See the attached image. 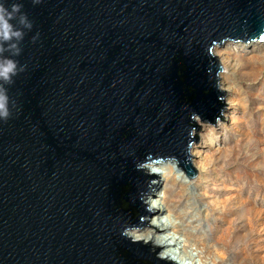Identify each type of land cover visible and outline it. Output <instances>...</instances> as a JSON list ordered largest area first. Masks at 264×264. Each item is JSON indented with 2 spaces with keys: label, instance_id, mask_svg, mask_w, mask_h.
<instances>
[{
  "label": "water",
  "instance_id": "water-1",
  "mask_svg": "<svg viewBox=\"0 0 264 264\" xmlns=\"http://www.w3.org/2000/svg\"><path fill=\"white\" fill-rule=\"evenodd\" d=\"M24 3L19 111L0 123V264H172L120 232L152 227L146 163L195 176L197 118L216 126L227 105L214 49L263 40L264 0Z\"/></svg>",
  "mask_w": 264,
  "mask_h": 264
},
{
  "label": "rangeland",
  "instance_id": "rangeland-1",
  "mask_svg": "<svg viewBox=\"0 0 264 264\" xmlns=\"http://www.w3.org/2000/svg\"><path fill=\"white\" fill-rule=\"evenodd\" d=\"M262 41L258 42L264 44ZM223 46L220 48L231 51V57L235 58L238 72L231 79L238 105H226L224 121L218 119L216 126L206 122V140L200 139L195 145L202 149L210 168L206 179L209 184L203 188L213 193L214 200H226V203L220 204L224 207L222 211L215 208L209 213V221L201 222L198 234L205 235V242L211 245L215 243L214 236L230 225L225 245L216 244L225 253L220 264H264V46L254 50L252 43ZM152 183L157 184V180L153 179ZM179 186L177 183L171 190L175 192ZM159 187L147 199L170 188V183Z\"/></svg>",
  "mask_w": 264,
  "mask_h": 264
},
{
  "label": "bare ground",
  "instance_id": "bare-ground-1",
  "mask_svg": "<svg viewBox=\"0 0 264 264\" xmlns=\"http://www.w3.org/2000/svg\"><path fill=\"white\" fill-rule=\"evenodd\" d=\"M258 41L260 40L248 42L254 46L253 50L258 46H264L262 40V42ZM214 54L222 65L219 85L221 90L226 91L224 103L229 107H236L238 100L234 97L235 83L231 79L238 72L234 62L235 58L231 57V51L220 47L214 49ZM197 121L201 128L194 134L200 136L199 140L205 141L207 132L204 133V130H208V125L198 118ZM195 144L194 142L190 148L191 161L197 171L192 178H188L176 161H171L170 164L156 165L155 167H151L150 164H156L152 162L144 165L149 174L157 175V179H155V181L157 180V184H155L157 187H162L164 183H170V188L159 191L156 196L150 199H147L148 196L144 199L148 202L147 208L150 207L153 210L152 212L155 213L150 216H143L145 221L148 220V224L153 228L143 226L140 229L130 228L127 231L131 238H141L142 244L150 242L151 249L157 250L160 248L156 254L159 256L158 258H162L167 262L173 264H220L225 258V253L220 251L216 244L222 242L225 245L226 239H229L231 226H223L221 232L214 236L215 243L211 245L205 242L206 236L199 235L198 232L202 226L201 222L209 221L208 215L213 209L220 208L221 211L224 209L220 204L226 203V200H214L213 193L203 188L209 181L206 179L210 168L202 149L197 148ZM177 183L180 185L179 190L173 192L171 188ZM200 209H202V212H200ZM162 211L165 213L160 214Z\"/></svg>",
  "mask_w": 264,
  "mask_h": 264
},
{
  "label": "clouds",
  "instance_id": "clouds-1",
  "mask_svg": "<svg viewBox=\"0 0 264 264\" xmlns=\"http://www.w3.org/2000/svg\"><path fill=\"white\" fill-rule=\"evenodd\" d=\"M30 3L35 7L42 4L43 0H30ZM32 29L33 21L25 10L24 0H0V123H6L14 111H19L17 99L11 89L16 78L26 71V65L17 59L22 51L19 42ZM38 37V32L32 35V42ZM138 200L144 203L139 195ZM146 210L150 211L151 208ZM120 235L131 243H140L141 238H131L127 230H122Z\"/></svg>",
  "mask_w": 264,
  "mask_h": 264
}]
</instances>
